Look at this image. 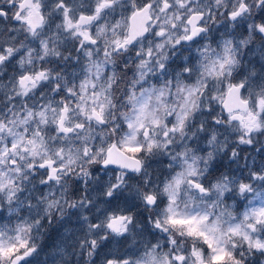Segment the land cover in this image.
I'll use <instances>...</instances> for the list:
<instances>
[{"label":"snow or ice","instance_id":"snow-or-ice-1","mask_svg":"<svg viewBox=\"0 0 264 264\" xmlns=\"http://www.w3.org/2000/svg\"><path fill=\"white\" fill-rule=\"evenodd\" d=\"M126 3L0 0V24H19L0 32V264H33L53 225L61 264L69 252L76 264L258 262L264 159L249 149L264 155V0ZM149 32L166 37L157 49L200 40L198 59L149 83L153 63L167 66L148 47L117 113L108 65L144 54ZM69 57L82 75L36 63ZM162 154L171 162L161 179L151 164ZM77 182L88 190L73 193ZM37 184L47 193L23 196Z\"/></svg>","mask_w":264,"mask_h":264},{"label":"clouds","instance_id":"clouds-1","mask_svg":"<svg viewBox=\"0 0 264 264\" xmlns=\"http://www.w3.org/2000/svg\"><path fill=\"white\" fill-rule=\"evenodd\" d=\"M121 5H124V7H130L126 3V0H120ZM205 3L210 4L211 0H205ZM124 7L116 6L112 16L107 18L108 23H113L116 20L120 19L121 13L124 11ZM103 22V21H102ZM209 27L211 29V34H215L218 29H220V24L217 23L215 25L209 24ZM119 31V30H118ZM231 31V29H230ZM171 35L175 38L177 35H179V28L173 29L171 31ZM209 35V34H205ZM148 40L152 41V43L148 44L147 41L145 42L147 47L144 49V54L141 55H134L132 52H128L123 54L122 57H116L115 63L119 65V68H115L113 64L108 65L109 74L112 73V71H115L116 78L113 80V97L114 102L116 103V110L117 113L120 111H124L125 109L121 107V105L126 104V91L127 86L129 84V81L132 79L133 73L135 72V65L140 62L141 59H148L146 52L147 48L151 47L153 49L152 52V61L155 60H162L166 66L167 71H164L159 68V66L155 63L152 64V80L149 81L155 82L160 81L162 82L165 78V76L168 79H173L176 73L182 71V67H189L191 66L189 61H195L198 59V54L196 52V47L199 46L200 40H197L195 43L192 42H184L183 45H176L175 47L171 46V44L165 45L163 48L157 49L156 44L161 43L166 37H158L154 36L152 32H149L147 34ZM215 46V45H213ZM102 56V54H101ZM167 56V60H163V57ZM100 58V57H97ZM56 61H59V57L55 58ZM125 61L127 62L125 64ZM83 62H77L76 60L69 57L68 62L60 61V65H62L61 70L64 71V73L68 76H80L82 75L81 68H82ZM128 69H132V71H129ZM131 72V74H129ZM185 75H187L185 73ZM193 76L195 73L192 74ZM148 86V85H145ZM2 94V93H0ZM9 103L6 99L0 100V108L4 106V104ZM195 131V129H193ZM197 143L200 144L201 147H207V145L203 144L200 141H197ZM223 155V153H221ZM255 158V157H254ZM171 162L169 157L166 154L158 155L155 160L151 164V169L155 170V174L157 176H164L167 174V164ZM225 163H231V161H225ZM236 166V165H233ZM241 167H243L240 164ZM41 186L37 184L35 187L32 185H29V191L25 192L23 196H36L37 199H39V192L37 189H40ZM44 191L47 193L48 189L44 186ZM88 189H85L87 191ZM28 213H34L35 209H26L25 210ZM44 253V249L41 248L38 252L37 256L34 258L35 264H48V260L42 258ZM251 264H264V258H261L258 262L255 261L252 257L248 258Z\"/></svg>","mask_w":264,"mask_h":264},{"label":"rangeland","instance_id":"rangeland-1","mask_svg":"<svg viewBox=\"0 0 264 264\" xmlns=\"http://www.w3.org/2000/svg\"><path fill=\"white\" fill-rule=\"evenodd\" d=\"M51 2V0H50ZM59 22V21H57ZM11 27H19L18 22L16 21H12L11 24H0V32L3 31L4 28H11ZM55 31V29L53 28V32ZM219 31H223V28H220ZM51 34V33H50ZM5 39L7 38L6 35L4 37ZM63 44H65V46H67L66 42L62 41ZM33 47H35V44H32ZM69 51H72V49L69 47ZM49 61H55V58H49ZM37 65L40 64H44L45 67H52V68H57V67H62V65H57L54 62H41V61H37L36 62ZM16 70L18 71V66L16 69H9L5 75L8 78H11V74L12 72ZM131 74V72L129 73ZM5 83L7 82L6 80L4 81ZM43 94H47V95H51V93L48 91L47 88H44V92ZM43 94L38 93L35 97V99L39 102V103H43ZM2 95V94H0ZM57 99H59V97H56ZM31 106V103H30ZM249 155L250 157H255V160L257 163H259L262 159H264V155H262L261 153H256V152H252L251 149H249ZM225 163V161L223 162ZM226 164V163H225ZM249 164H251V159L249 160ZM241 165H243V161L241 162ZM235 168V166H233ZM246 174V173H245ZM156 175V174H155ZM160 178L162 179L163 176H160ZM78 187H73L72 188V192L73 193H77V192H82L85 191L84 189V185L81 182H77ZM41 188L43 190L44 186H41ZM75 198V196H74ZM98 203H101L100 201H98ZM69 211H75V210H69ZM73 223H75V221L73 220ZM56 225H53L52 228L50 229V231L48 232V234L44 237V238H38L37 242L40 245L41 248L44 249V253L42 258L47 259L48 260V264H61V256L60 253L58 251V246L61 245V241H60V237L58 235L55 234L56 231ZM59 233L62 235L64 233V229L63 228H59ZM78 253H71L69 252L67 255L64 256V259L68 261V264H76V259H78ZM33 264H35V260L33 262ZM249 264H251V262L249 261Z\"/></svg>","mask_w":264,"mask_h":264}]
</instances>
